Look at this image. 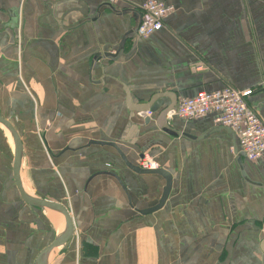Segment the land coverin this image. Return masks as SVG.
Returning a JSON list of instances; mask_svg holds the SVG:
<instances>
[{
  "label": "crops",
  "instance_id": "crops-1",
  "mask_svg": "<svg viewBox=\"0 0 264 264\" xmlns=\"http://www.w3.org/2000/svg\"><path fill=\"white\" fill-rule=\"evenodd\" d=\"M145 1L0 0V114L22 142V184L73 221L48 264H264V155L246 160L210 115L168 119L175 135L157 124L172 95L176 106L225 87L252 90L264 123V0H157L174 8L161 30L126 36ZM154 96L151 117L132 110ZM7 134L0 128V264H35L60 214L20 199ZM90 141L115 144L135 166L153 158L171 176L162 208L141 214L163 178Z\"/></svg>",
  "mask_w": 264,
  "mask_h": 264
},
{
  "label": "built area",
  "instance_id": "built-area-1",
  "mask_svg": "<svg viewBox=\"0 0 264 264\" xmlns=\"http://www.w3.org/2000/svg\"><path fill=\"white\" fill-rule=\"evenodd\" d=\"M139 9L141 16L136 28L139 38H147L161 30L163 20L174 11L171 5L157 0H146ZM252 93V90H237L231 87L211 92L200 90L192 97L180 98L166 118L176 116L191 121L212 116L215 126L230 129L234 133L239 151L246 160L253 162L264 155V123L247 103ZM138 115L149 118L152 113L149 111ZM234 149L230 148V152ZM136 166L142 170L159 168V164L147 154L139 157Z\"/></svg>",
  "mask_w": 264,
  "mask_h": 264
},
{
  "label": "water",
  "instance_id": "water-1",
  "mask_svg": "<svg viewBox=\"0 0 264 264\" xmlns=\"http://www.w3.org/2000/svg\"><path fill=\"white\" fill-rule=\"evenodd\" d=\"M136 28L134 30L128 31V34H126V36L135 33ZM124 42H125V37L122 38L121 43L119 44V47H118V51H120L123 48ZM158 97L159 96H154L148 102V104L137 106L135 108H132V110H135L138 113L149 112L150 111L149 108L152 106L153 102ZM171 100H172V104L168 108L164 109L162 112L158 114L157 124H158V127L161 128L164 132L175 135L177 134V132H174L171 130V128L168 125V121L166 119L167 113L173 110L176 104V97L174 95H172ZM0 128L7 131L10 137V147H11V153H12V178H13L14 185L18 191L20 199L28 207L39 209L41 211L48 209V210L57 212L61 215V217L64 220L63 230L56 235V237L52 240V242L49 245L44 247L39 252L35 260V264H48L49 255L57 249L66 247L69 244V242L72 240L73 233H74L72 218L70 216L69 211L60 203L41 199L33 194L29 195L26 192L22 184L23 146H22V142L20 140L19 134L17 133L12 123L9 120L3 118L1 114H0ZM88 144L98 145V146H107V147L113 148L116 151V153L119 155L124 165L133 173L146 174V175L148 174L158 175L161 178H163L165 184H164L160 199L158 200L157 204L150 209L141 211V214H151L162 208V206L164 205L170 193V189H171V176L166 171H164L161 168H158L156 170H142L139 167L130 164L125 158V156L123 155V153L120 151V149L115 144L105 143V142H94V141H90ZM261 247H262V244H261Z\"/></svg>",
  "mask_w": 264,
  "mask_h": 264
},
{
  "label": "bare ground",
  "instance_id": "bare-ground-1",
  "mask_svg": "<svg viewBox=\"0 0 264 264\" xmlns=\"http://www.w3.org/2000/svg\"><path fill=\"white\" fill-rule=\"evenodd\" d=\"M26 190V189H25ZM27 192V191H26ZM28 194H29V192H27ZM30 195V194H29ZM59 216V215H58ZM60 217V216H59ZM61 218V217H60ZM60 218H56V219H53L54 220V225H55V227L58 229V231H62L63 230V228H64V220H63V218H61V220H60ZM63 223V224H62Z\"/></svg>",
  "mask_w": 264,
  "mask_h": 264
},
{
  "label": "rangeland",
  "instance_id": "rangeland-1",
  "mask_svg": "<svg viewBox=\"0 0 264 264\" xmlns=\"http://www.w3.org/2000/svg\"><path fill=\"white\" fill-rule=\"evenodd\" d=\"M4 130V129H3ZM5 131V130H4ZM6 132V134H7V131H5ZM8 135V134H7ZM9 136V135H8ZM55 215H58V214H56V213H54ZM60 216V215H59ZM61 217V216H60ZM62 218V217H61Z\"/></svg>",
  "mask_w": 264,
  "mask_h": 264
}]
</instances>
